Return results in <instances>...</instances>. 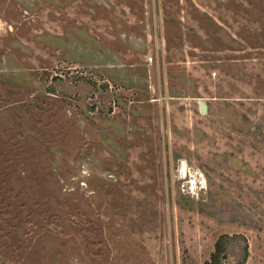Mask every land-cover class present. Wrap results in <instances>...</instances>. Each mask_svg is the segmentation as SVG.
Instances as JSON below:
<instances>
[{
    "label": "rangeland",
    "instance_id": "374dc122",
    "mask_svg": "<svg viewBox=\"0 0 264 264\" xmlns=\"http://www.w3.org/2000/svg\"><path fill=\"white\" fill-rule=\"evenodd\" d=\"M224 233L264 264V0H0V264H203Z\"/></svg>",
    "mask_w": 264,
    "mask_h": 264
},
{
    "label": "trees",
    "instance_id": "16d2710c",
    "mask_svg": "<svg viewBox=\"0 0 264 264\" xmlns=\"http://www.w3.org/2000/svg\"><path fill=\"white\" fill-rule=\"evenodd\" d=\"M244 237L241 235H228L220 234L213 245V251L210 253L209 258L203 262V264H225L222 262L228 256V252L235 244L242 243V256L232 262L231 264H244L247 257V246L244 241Z\"/></svg>",
    "mask_w": 264,
    "mask_h": 264
},
{
    "label": "water",
    "instance_id": "95a60500",
    "mask_svg": "<svg viewBox=\"0 0 264 264\" xmlns=\"http://www.w3.org/2000/svg\"><path fill=\"white\" fill-rule=\"evenodd\" d=\"M203 107V106H202Z\"/></svg>",
    "mask_w": 264,
    "mask_h": 264
}]
</instances>
